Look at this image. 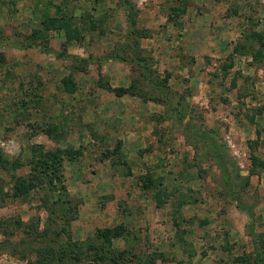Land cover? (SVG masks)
Here are the masks:
<instances>
[{"label": "rangeland", "instance_id": "rangeland-1", "mask_svg": "<svg viewBox=\"0 0 264 264\" xmlns=\"http://www.w3.org/2000/svg\"><path fill=\"white\" fill-rule=\"evenodd\" d=\"M129 1L133 29L123 0H0V150L23 162L0 169V264H59L45 187L12 191L39 145L61 155L65 264H236L264 232V0Z\"/></svg>", "mask_w": 264, "mask_h": 264}, {"label": "trees", "instance_id": "trees-1", "mask_svg": "<svg viewBox=\"0 0 264 264\" xmlns=\"http://www.w3.org/2000/svg\"><path fill=\"white\" fill-rule=\"evenodd\" d=\"M124 7L127 8L128 14V23L131 29L135 25V15H134V6H132L129 0H123ZM45 29H56L63 30L67 35V41L75 40L78 36H74L73 31L71 30V25L68 20L64 19H54L47 20L43 24ZM72 35V36H71ZM45 51L50 52L49 49L44 48ZM63 87L66 93H72L74 91L73 81L70 78H65L62 80ZM114 93L117 97L123 96L125 94H132L130 87L129 88H116ZM56 127H50L43 130V133L53 140L51 133L56 132ZM255 160V158H253ZM256 164V162H254ZM27 165L30 167L31 173L28 175V178L24 177H15V183L13 184L12 191L13 196H25L36 187L44 186L45 187V198L43 203L48 208L50 218H53V222H56L57 226L60 228L56 232L57 240L60 245L56 247L46 248V252L50 253L56 257L57 263L65 264L71 260H78L79 256L73 255L70 245L62 242L61 234L65 232L64 225L68 218V211H65L66 204L68 200L66 198V188L63 182V173H62V163L61 155L59 150H44L43 146H32L30 150L29 160ZM23 166V162L20 159H12L6 156L0 150V169L4 171H16L17 169ZM148 184L144 188L149 189L154 186L153 180L149 179ZM242 209V208H241ZM249 212V211H248ZM249 215H252V212H249ZM121 228H104L97 232V236L102 240L103 246L110 245L111 239L120 237L122 235ZM253 249L249 254H245L236 258V264H264V232L252 237ZM98 261H107L101 255L96 256ZM108 262V261H107ZM114 262V261H113ZM39 264H48L38 260ZM113 264H120V262H115Z\"/></svg>", "mask_w": 264, "mask_h": 264}]
</instances>
